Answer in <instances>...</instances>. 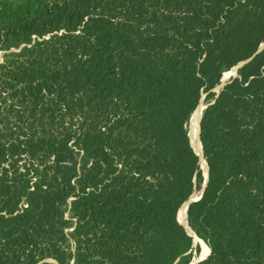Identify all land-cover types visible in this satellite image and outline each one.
Masks as SVG:
<instances>
[{"label": "trees", "instance_id": "trees-1", "mask_svg": "<svg viewBox=\"0 0 264 264\" xmlns=\"http://www.w3.org/2000/svg\"><path fill=\"white\" fill-rule=\"evenodd\" d=\"M263 45L264 0H0V264H189L203 94L198 264H264Z\"/></svg>", "mask_w": 264, "mask_h": 264}, {"label": "rangeland", "instance_id": "rangeland-1", "mask_svg": "<svg viewBox=\"0 0 264 264\" xmlns=\"http://www.w3.org/2000/svg\"><path fill=\"white\" fill-rule=\"evenodd\" d=\"M262 48V47H261ZM2 61H3V58H2V55H0V63H2ZM237 66H239V65H237ZM237 66H235L234 68H232L231 70H235V74L233 75V76H228V78L224 81V82H221V80H220V85L217 87V88H215L213 91V93H215L216 95L217 94H219V92L222 90V88L223 87H225L227 84H229V82L230 81H232L233 79H235V78H237V76H238V70H237ZM231 70H229L228 72H226V73H229ZM226 73H224V74H226ZM223 74V75H224ZM223 77V76H222ZM222 79V78H221ZM221 86H223L222 88H221ZM212 103H210V102H208L207 101V95L206 94H203L202 96H201V100H200V102H199V105L198 106H202V110H201V112H200V116H199V124H200V121H201V118H202V114H203V112L208 108V106L209 105H211ZM198 108V107H197ZM196 111V110H195ZM195 111H194V113H195ZM193 113V114H194ZM193 114H192V116H191V119H190V122H189V126H188V136H189V141H190V145H191V147H192V149H193V151H194V153L195 154H197L198 155V144H199V146H200V150H201V156L198 158L199 159V166H200V171H201V177H202V181H201V183L198 185L199 186V189L197 190V191H195L194 192V194L190 197V199L189 200H195V199H198L200 196H202V194H203V191H204V186H206L205 185V183H206V180H207V177H208V168H207V164H206V162L204 161V159H203V155H202V148H201V144H200V140H199V135H200V127H199V129H198V134H197V136L196 135H194L193 136V138H192V136H190L191 135V131H192V126H191V120L193 121ZM193 123V122H192ZM192 139V140H191ZM192 142V143H191ZM200 158H201V160H202V162H204L205 164V170H206V174H204V170H203V168H202V163H201V161H200ZM204 175V176H203ZM188 200V201H189ZM187 201V202H188ZM187 202L181 207V209L185 206V205H187L186 206V223H187V225H188V222H187V210H188V204H187ZM180 211V210H179ZM179 213V212H178ZM178 216V215H177ZM65 218L67 219L68 218V214H66V216H65ZM178 220V219H177ZM182 225V224H181ZM188 227H189V225H188ZM190 228V227H189ZM190 230H191V228H190ZM192 233L194 234V235H191L192 236V250L190 251V253L188 254V256H187V258L186 259H188V261H189V264H192L193 262H194V264H196L197 262H199V260H201V259H206L209 255H210V250H209V248L207 247V245L204 243V241H202L200 238H198L197 236H196V234L192 231ZM202 244V245H201ZM203 245L204 246H206L207 247V249H208V254L204 257H202L201 255H202V248H203ZM202 246V247H201ZM202 262V261H201ZM200 263V262H199ZM178 264H183L182 262H179Z\"/></svg>", "mask_w": 264, "mask_h": 264}, {"label": "bare ground", "instance_id": "bare-ground-1", "mask_svg": "<svg viewBox=\"0 0 264 264\" xmlns=\"http://www.w3.org/2000/svg\"><path fill=\"white\" fill-rule=\"evenodd\" d=\"M234 74H235V70L234 69L231 70L229 73L224 74L223 77H222V79H221V82H224L228 78V76H233ZM201 110H202V106H198V108L196 109L195 113L193 114V118H192L193 121L191 120L192 131H191V135L190 136H192V138H193L194 135L197 136V134H198V129H199V127H198L199 126V116H200ZM198 156L199 157L201 156V150H200L199 144H198ZM200 161L202 163V168L204 170V174H206L205 165H204L205 163L202 162L201 158H200ZM186 206L187 205H185L182 209H180V211L178 213V216H177V219H178L179 224H182V226L185 228V230L187 231V233L189 235H194L192 233V230H190V228L188 227V225L186 223ZM207 254H208V249H207L206 246L203 245L202 255L201 256L202 257L203 256L205 257ZM192 264H194V262Z\"/></svg>", "mask_w": 264, "mask_h": 264}, {"label": "water", "instance_id": "water-1", "mask_svg": "<svg viewBox=\"0 0 264 264\" xmlns=\"http://www.w3.org/2000/svg\"><path fill=\"white\" fill-rule=\"evenodd\" d=\"M263 47H264V45L262 46V48H260V50H259V52L263 49ZM245 63H247V62H245ZM245 63H241V64H239V66H237L238 68H237V70L238 69H240L243 65H245ZM223 86H221V88H222ZM214 92V91H213ZM218 95V94H217ZM196 156L199 158V156L196 154ZM203 160V159H202ZM207 180H208V177H207ZM207 180H206V183H205V185L207 184ZM205 187V186H204ZM201 198V196L198 198V199H195V200H189L188 202H187V204H188V206L191 204V203H193L194 201H196V200H199ZM181 225V224H180ZM182 226V225H181ZM183 227V226H182ZM183 229L185 230V228L183 227ZM185 232L187 233V231L185 230ZM188 234V233H187ZM189 235V234H188ZM191 238H192V236L191 235H189ZM204 259H201V260H199V262H201V261H203ZM199 262H197L196 264H198Z\"/></svg>", "mask_w": 264, "mask_h": 264}]
</instances>
